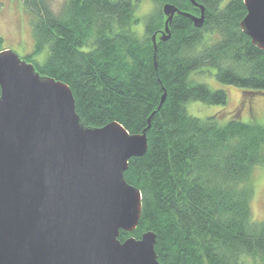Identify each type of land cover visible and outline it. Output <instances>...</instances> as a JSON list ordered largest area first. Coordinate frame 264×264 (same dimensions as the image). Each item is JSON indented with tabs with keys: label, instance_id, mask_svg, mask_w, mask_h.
Instances as JSON below:
<instances>
[{
	"label": "trees",
	"instance_id": "1",
	"mask_svg": "<svg viewBox=\"0 0 264 264\" xmlns=\"http://www.w3.org/2000/svg\"><path fill=\"white\" fill-rule=\"evenodd\" d=\"M195 0L204 21L195 27L176 14L170 36L161 6L176 5L195 16L190 0H152L142 34L137 0H63L55 11L48 0H22L29 17L32 51L24 59L42 75L71 88L84 125L118 121L127 131H146L147 151L131 157L124 178L142 194L141 216L132 233H156L160 264H264V220L252 219L253 170L264 167V126L237 114L190 116L185 104H226L224 90L193 82L191 73L212 67L216 81L244 94L264 93V50L239 27L242 0ZM2 39L0 38V42ZM2 50V49H0ZM45 53L41 63L35 58ZM165 95L164 101L160 100Z\"/></svg>",
	"mask_w": 264,
	"mask_h": 264
},
{
	"label": "water",
	"instance_id": "2",
	"mask_svg": "<svg viewBox=\"0 0 264 264\" xmlns=\"http://www.w3.org/2000/svg\"><path fill=\"white\" fill-rule=\"evenodd\" d=\"M190 2L199 15L161 6L154 59L173 16L202 25L203 6ZM242 2L239 27L264 50V0ZM148 129L132 134L118 121L84 125L67 84L0 50V264H160L156 233L119 240L141 216V191L124 173L131 157L147 151Z\"/></svg>",
	"mask_w": 264,
	"mask_h": 264
},
{
	"label": "rangeland",
	"instance_id": "3",
	"mask_svg": "<svg viewBox=\"0 0 264 264\" xmlns=\"http://www.w3.org/2000/svg\"><path fill=\"white\" fill-rule=\"evenodd\" d=\"M63 0H48L50 6L57 11ZM228 2L223 0L222 7ZM135 11L141 18L140 23L134 25L133 31L142 34V28L145 18L153 11L156 4L152 0H137ZM29 15L25 11L22 0H0V49H11L20 58L32 51L33 38L31 36V26L29 24ZM38 62L45 60V53L35 57ZM193 82H203L212 90H224L227 93L226 104H206L200 101H190L185 104V111L188 115L203 119L212 114L224 117L219 120L222 123L227 117L237 114L242 122L253 121L264 126V93H254L253 95L244 94L236 86L220 84L216 81L215 71L212 67H204L191 73ZM249 183L252 187V199L250 208L252 219L259 223L264 220V167H257L250 175ZM249 264H262L258 260L247 259Z\"/></svg>",
	"mask_w": 264,
	"mask_h": 264
},
{
	"label": "flooded vegetation",
	"instance_id": "4",
	"mask_svg": "<svg viewBox=\"0 0 264 264\" xmlns=\"http://www.w3.org/2000/svg\"><path fill=\"white\" fill-rule=\"evenodd\" d=\"M198 15H199V13H198Z\"/></svg>",
	"mask_w": 264,
	"mask_h": 264
}]
</instances>
